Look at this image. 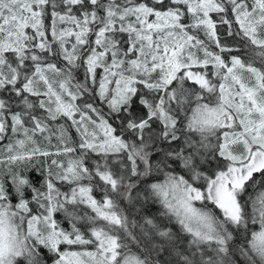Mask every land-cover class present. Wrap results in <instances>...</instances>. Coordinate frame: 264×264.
<instances>
[{
  "label": "snow or ice",
  "instance_id": "obj_1",
  "mask_svg": "<svg viewBox=\"0 0 264 264\" xmlns=\"http://www.w3.org/2000/svg\"><path fill=\"white\" fill-rule=\"evenodd\" d=\"M0 264H264V0H0Z\"/></svg>",
  "mask_w": 264,
  "mask_h": 264
},
{
  "label": "trees",
  "instance_id": "obj_2",
  "mask_svg": "<svg viewBox=\"0 0 264 264\" xmlns=\"http://www.w3.org/2000/svg\"><path fill=\"white\" fill-rule=\"evenodd\" d=\"M152 207H153V211H155V208H156V206H155V205H153ZM65 227H67V225H65Z\"/></svg>",
  "mask_w": 264,
  "mask_h": 264
}]
</instances>
